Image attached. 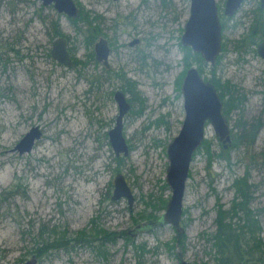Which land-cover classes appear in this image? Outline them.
<instances>
[{
  "label": "rangeland",
  "instance_id": "rangeland-1",
  "mask_svg": "<svg viewBox=\"0 0 264 264\" xmlns=\"http://www.w3.org/2000/svg\"><path fill=\"white\" fill-rule=\"evenodd\" d=\"M73 2L78 14L89 13V27L80 22L76 30L65 15L38 0H0V264H22L34 254L42 227L48 242L64 241L36 255L37 264H215L211 236L217 205L229 209L235 193L231 184L246 172L253 196L249 208L264 247V62L256 52L259 35L264 37L260 0H245L233 17L223 14L226 0H215L221 53L213 67L188 59L197 71L200 65L205 83L214 72L240 100L238 109L224 114L231 135L238 119H260L263 125L254 144L224 150L228 160L216 157L209 169L204 148L198 149L186 183L181 235L171 225H145V216L159 217L164 210L145 202L171 194L166 147L184 119L181 37L190 0ZM52 25L67 42L71 67L51 58L58 38ZM254 25L259 35L253 39ZM100 39L111 51L107 65L89 62ZM122 78L134 86L135 99L122 89ZM116 91L131 106L123 118L127 156H116L108 140L118 113ZM32 126L41 131L32 150L13 151ZM204 140L210 151L222 150L209 123ZM118 173L134 195L131 207L125 198L111 200ZM232 222L238 224L237 218ZM97 229L107 238L115 233L114 240H101Z\"/></svg>",
  "mask_w": 264,
  "mask_h": 264
},
{
  "label": "water",
  "instance_id": "water-1",
  "mask_svg": "<svg viewBox=\"0 0 264 264\" xmlns=\"http://www.w3.org/2000/svg\"><path fill=\"white\" fill-rule=\"evenodd\" d=\"M44 7L52 6L57 13L63 14L69 20L76 19L78 9L73 0H38ZM116 1V0H115ZM245 0H226L223 14L233 17ZM260 8H264V0H260ZM181 45L198 54L203 62L213 67L222 50V26L218 17L215 0H190V15L181 37ZM256 52L264 62V41L256 46ZM109 44L100 39L94 45V58L97 63L107 65L110 56ZM51 58L65 67L72 66V60L67 50L65 39L58 37L52 42ZM183 97L184 119L178 134L166 147L168 165L166 169V184L171 194L166 201L163 213L153 224L171 225L178 233L183 232L180 221L183 212V201L186 183L189 179L191 163L196 152L205 139V125L209 123L223 150L232 145L231 130L227 118L223 114V102L216 88L205 83L199 72L191 67L187 70L181 86ZM113 99L118 107L114 125L107 132L110 146L116 156H127L129 146L123 135V118L130 110V104L125 94L116 91ZM41 137L37 126H32L19 140L13 151L19 154L30 152L35 141ZM125 198L131 207L135 198L123 174L114 178L111 200ZM138 230V228H137ZM33 255L22 264H37ZM179 264H190L180 260Z\"/></svg>",
  "mask_w": 264,
  "mask_h": 264
},
{
  "label": "trees",
  "instance_id": "trees-1",
  "mask_svg": "<svg viewBox=\"0 0 264 264\" xmlns=\"http://www.w3.org/2000/svg\"><path fill=\"white\" fill-rule=\"evenodd\" d=\"M79 16L76 19L69 20L75 29H79L78 24L83 22L88 27L91 25V19L89 17V13L82 14V10L79 11ZM260 23V22H259ZM54 26L53 36L62 37V33L60 32L58 25ZM258 26V24H257ZM254 25L251 29L250 37H256L259 35L258 27ZM259 40L264 41V37L259 35ZM253 45H256L257 42L253 41ZM86 46H91V36L87 38ZM184 49V58L183 61L185 63V72L183 73V77L189 68H191V64L188 63V59L192 56V58L198 63H203V60L198 54H192V51L189 48ZM91 53V52H90ZM89 62H95L93 59V55H89ZM88 62V63H89ZM75 63H79L78 60H75ZM84 64V63H82ZM198 72L201 73L200 65L198 66ZM211 79L208 81L215 86L218 91V95L223 102V114L228 115V113L234 109L239 108L240 100L237 99V96L234 94L230 83L224 82V84H220V80L216 78L214 72L211 73ZM123 79L122 89L131 94L132 98L135 99L136 94L134 93V86L130 81H125ZM180 87V84H178ZM140 101V99H139ZM263 125V121L257 119L252 122H245L243 120L238 119L236 122V131L232 133V145L231 148H235L240 145L251 146L254 144L256 136ZM201 147L204 148L207 168L209 169L212 163V160L216 157L224 158L228 160V157L225 156V152L222 149L219 153H214L212 150H209V146L206 144L205 140L203 141ZM117 159V158H116ZM247 172L238 178H235L232 182V187L234 189V197L231 201V206L228 210H222L221 205H217V216L215 218L216 230L212 234L211 238L213 240V246L216 249L217 256H215L216 263L215 264H264V247L263 243L258 237V233L261 231L259 226V222L255 217V213L253 210L249 208L250 201L252 200V185L248 181ZM165 187V184H164ZM166 199L162 197V195L155 196L154 198H150L145 202V205L151 206L155 211H160L165 208ZM233 218H237L238 224L232 222ZM146 220L149 222L145 225H150L152 222H155L158 217L156 216H145ZM44 228L40 229L38 237L35 239L36 242L39 243L38 247L33 249V253L37 256H41L44 252L52 247L62 245V241L64 239H57L52 242H48L43 237ZM96 233H103L105 240H114L115 233H109V238L105 236V233L100 230H95ZM247 233V234H246ZM249 234V237L247 236ZM81 235H84L82 233ZM178 235H181L178 233ZM63 237V236H62ZM91 237V236H89ZM81 237L80 240H84L86 243H90V239ZM175 241L178 243L181 242L177 238ZM64 246V244H63Z\"/></svg>",
  "mask_w": 264,
  "mask_h": 264
},
{
  "label": "flooded vegetation",
  "instance_id": "flooded-vegetation-1",
  "mask_svg": "<svg viewBox=\"0 0 264 264\" xmlns=\"http://www.w3.org/2000/svg\"><path fill=\"white\" fill-rule=\"evenodd\" d=\"M61 38H62V37H61ZM25 39H26L25 36L21 37V38L19 39V43H20L21 41L24 42ZM9 51L12 52V53L14 52L15 54H17V55L20 57L19 51H14V48H13V47H11ZM93 52H94V46H93ZM21 58H23V57H21ZM94 60H95V58H94ZM5 61H6V60H5ZM7 61H8V60H7ZM95 62H96V60H95ZM7 63H8V62H7ZM30 128H31V127H30ZM30 128H29V129H30ZM18 142H19V140H18ZM18 142H17V143H18ZM17 143H16V144H17ZM16 144L14 145V147L16 146ZM18 154H19V153H18ZM100 238H101V240H105L103 235H101ZM33 255H35V257L37 258L36 254H31V256H30L28 259H30ZM28 259H26V260H28ZM26 260H25V261H26ZM37 260H38V258H37ZM25 261H24V262H25Z\"/></svg>",
  "mask_w": 264,
  "mask_h": 264
}]
</instances>
